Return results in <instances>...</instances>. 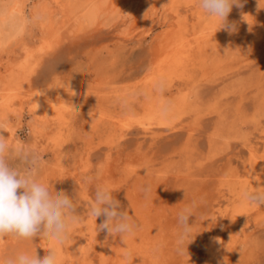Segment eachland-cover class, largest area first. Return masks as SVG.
Wrapping results in <instances>:
<instances>
[{
    "label": "rangeland",
    "instance_id": "374dc122",
    "mask_svg": "<svg viewBox=\"0 0 264 264\" xmlns=\"http://www.w3.org/2000/svg\"><path fill=\"white\" fill-rule=\"evenodd\" d=\"M21 1L27 18L22 41L12 42L0 62H15L10 68L22 81L24 99L57 101L48 114L57 111L62 120L48 115L37 121L28 106L19 114L12 101L0 106V121L7 125L0 134L8 138L13 128L8 143L43 158L38 179L75 200L82 222L66 242L79 239L89 247L87 227L104 219L89 216L96 185L102 184L138 225L135 237L147 226L131 201L148 202L145 215L160 216L152 249L138 264H206L205 249L214 247L217 236L216 264H264V206L243 204L232 213V190L221 187L227 176L237 177L236 187L250 174L258 176L256 164L247 173L249 151L264 154V9L258 10L257 0L233 5L227 17L236 24L232 33L218 29L219 18L207 16L198 0ZM89 6L98 10L92 9L94 22L78 19ZM47 23L50 33L41 28ZM166 52V63L181 61L159 76L154 57ZM7 67L0 66L3 78L9 77ZM161 83L170 110L158 123L139 103L150 88L159 94ZM88 176L91 183L84 181ZM151 197H158L155 204ZM185 207L195 213L188 220L193 241L188 254H179L178 217H172ZM231 229L241 231L240 240L227 249ZM40 240L0 242V260L18 251L42 258ZM59 247L61 256L66 245ZM81 262H96L92 249L75 264Z\"/></svg>",
    "mask_w": 264,
    "mask_h": 264
},
{
    "label": "clouds",
    "instance_id": "9594fccd",
    "mask_svg": "<svg viewBox=\"0 0 264 264\" xmlns=\"http://www.w3.org/2000/svg\"><path fill=\"white\" fill-rule=\"evenodd\" d=\"M198 2L207 16L219 18L218 29L229 33L236 31V24L229 23L227 17L233 5L243 7L241 0ZM257 3L258 10L264 9L260 0H257ZM155 90L162 96L165 86L162 83L157 84ZM169 105L170 102H165L162 111L167 112ZM6 127L7 125L0 121V130H5ZM43 163L42 156L34 149L25 146L13 148L8 143V138L0 134V242L9 239L33 241V238L39 237L45 242L53 239L64 244L71 238L72 229L82 222L75 200L63 191H54L52 185L38 179ZM93 179L94 177L88 176L84 181L91 183ZM242 198L250 204L264 206V191L244 190ZM193 214V207H185L178 214L176 248L179 254L187 252V245L193 241V226L188 223ZM89 216L94 217L95 221L98 217H103L100 225H96V230L105 231L113 238L119 236L123 243L127 236L133 235L138 229L128 211L121 210L120 202L114 198L113 192L102 184L96 185L89 206ZM213 239L220 243L219 238ZM47 249L48 252L43 258H40L36 251H18L0 260V264H58L57 249ZM122 258L124 264H133L131 251H125ZM224 264H227L226 260Z\"/></svg>",
    "mask_w": 264,
    "mask_h": 264
},
{
    "label": "bare ground",
    "instance_id": "6f19581e",
    "mask_svg": "<svg viewBox=\"0 0 264 264\" xmlns=\"http://www.w3.org/2000/svg\"><path fill=\"white\" fill-rule=\"evenodd\" d=\"M90 7L91 6L86 7L88 9L85 10V12H83V15L81 14L78 19H81V17H82V19L85 22H88L91 20L93 21V19L96 16L95 12H96L97 8L94 10L93 9L94 6L92 8H90ZM26 20H27V18L25 15V5L23 4V2L21 0H0V54L10 53L11 51L6 50L8 48V46L12 42L17 44L18 42L22 41V35H23V32L25 30V26H26ZM75 20H77V19H75ZM41 28H42V31L44 29H46L48 33L53 31V26L50 23H47L46 25H44V27H41ZM43 33H45V32H43ZM167 55H168V52L165 53L164 57L162 55H156L154 57V62H153L154 64L153 65H154V67L157 68L159 76L163 70L170 69L172 66V63L178 64L181 61V59H179V58H178V60L176 58H174L173 60L172 59L168 60L166 63L165 61H166ZM14 63L15 62H13V63L12 62H4V63L0 62V66L1 67H5V66L7 67L8 66L7 68H10L11 66H13ZM18 66L20 67L21 70L23 68H25L24 64L23 65L18 64ZM10 69H8L9 70V77L3 78V75L2 74L0 75V106H2V105L5 106L7 103L13 101V103L14 102L17 103V112H19V114H22L24 108L26 106H28V112L32 113L35 116L37 121H44L49 116L50 117L53 116V117L57 118L58 120L59 119L62 120V117H60L62 114L60 115V113L57 111H55V114H52V113H50V115L48 114L49 113L48 110L50 108L51 109L57 108V106H56L57 101L49 102V100L46 99L45 97H43V98L41 97V100H39L35 96L33 98L30 97V98L24 99L19 94L20 84L22 83V81L17 80L13 75L14 72L12 71V69L10 71ZM143 93H144L143 100L141 99L142 101L139 103L142 105V107H143L142 109L149 111L152 114L153 120L155 119L156 121H160L158 123L163 122L165 119L164 117L166 116V114L170 110V107H169V110L167 112L162 111L163 104L165 102H167L166 99L163 96H161V94H157V93H155V91H152V88H150L149 90H147ZM124 102H125V100H124ZM141 119H142V117H141ZM146 119H147V117H146ZM146 124H148V121ZM12 137H14L13 128L9 132L8 139H11ZM249 152H250V156H249V166L247 169L248 170L247 173H250V171L252 170V168L254 166L253 164H256V165H258V168H259V175L258 176H252V174H250V176L248 178L242 180L240 187L235 186L237 183V177L235 175L227 176L228 178L224 179V181L221 185L223 191L226 190L229 192L230 190H232L231 191L232 201H233V206L231 209L232 213H236L238 208H241V206L243 204L250 205V207H253V206L255 207L254 204H250V203L246 202L245 200H243L242 193L244 190L256 192V191H261L260 189L264 188V185H263V183H264V154L260 155V156H256L257 154L255 155L254 152H251V151H249ZM262 179H263V181H262ZM234 180H236V183L234 182ZM223 191H221V192H223ZM157 198L158 197H155V198L151 197V198H149V202H152L153 204H155ZM147 203L148 202H146V201H145V204L143 201H141V202L131 201V205L133 207L132 209H133V212L135 213V216L142 223V226H144V225L147 226V232H145V234L142 237H135L134 235H130V236H127L125 238L124 243L122 241L120 243L118 237L113 238L112 236L108 235L105 231L98 233L95 226L92 227L90 225V227H87V230L85 232V233H87L86 240H88V242H89L88 243L89 247L84 246L82 244L81 240H79V239H76L75 242L64 243L66 245V253H64L61 256L59 255L60 257L58 260V264L60 263L61 259H67V261L70 264H73V263L75 264L78 256L80 255L83 258V255L86 254V251H88V248L92 249L96 255V262L94 264H124V260L122 257H123V254L125 253V251H131V253L134 257L133 264H138V260L140 257H143V256L148 257L146 254L151 251V249H152L151 244L154 241V235L156 232H158L157 230H159L158 224H159L160 216H158V215H145L144 208L147 206ZM168 208H170V207H168ZM166 209L163 211L168 212L169 209L168 210H166ZM153 211H154V208L152 207L148 210V213L153 212ZM170 212H171V210H170ZM221 212H222L221 215H223V214L227 213V210L225 209L224 212H223V210ZM163 214L167 215V213H163ZM170 214H172V213H170ZM178 214H176V215H178ZM159 215H161V214H159ZM163 217L165 218L167 216L163 215ZM174 217L176 218L178 216L174 215L172 217V219H174ZM137 219H136V221H138ZM166 220H167V218H166ZM210 220H213V218H211ZM214 222H215V220H214ZM134 223H135V221H134ZM137 224H139V223H137ZM163 224H164V222H163ZM240 232L238 230L232 231V229H231L229 231V235L227 237L226 243L224 242V245H223L224 248L229 249L230 246L235 244L236 240L237 241L240 240L239 239L240 238V236H239ZM80 233H82V232H80ZM216 238H219V237L217 236ZM15 242L16 241L11 240L10 244H13ZM39 244L41 245V248H42V258H43V256H45L47 254V252H48L47 248H49V247H55L58 251V254L60 252L59 242H57L53 239H50L47 242L40 240ZM117 244H121V246L119 245L117 248H115V246H117ZM219 244L220 243H217L215 241L214 247H212L210 250L207 248L205 249V253L208 255V259H207L206 264H216V261H217L216 259L218 258L217 255L221 252L219 250ZM221 254H225V253H221ZM218 262H221V261H218ZM82 264H93V262H85ZM190 264H193V262L191 260H190Z\"/></svg>",
    "mask_w": 264,
    "mask_h": 264
}]
</instances>
